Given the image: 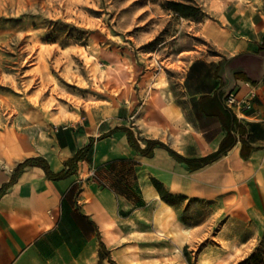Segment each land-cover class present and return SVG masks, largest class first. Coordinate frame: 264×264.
<instances>
[{"label":"crops","instance_id":"obj_1","mask_svg":"<svg viewBox=\"0 0 264 264\" xmlns=\"http://www.w3.org/2000/svg\"><path fill=\"white\" fill-rule=\"evenodd\" d=\"M204 28L214 52L188 60L181 77L184 101L169 108L181 116L178 142L172 136L167 144L155 126L140 125L137 133L113 107L93 104L56 125L49 142L15 143L8 149L0 164V187L28 157L42 156L58 172L90 144L66 177L52 179L42 168L26 166L3 190L0 264H144L147 234L168 235L177 218L176 200L161 198L151 178L185 202L264 190V0L243 6L226 25L213 22ZM229 93L242 102L243 112L226 107ZM224 122L235 144L196 169L161 146L153 147L151 156L141 154L124 130H112L129 127L141 147L140 138L157 139L194 158L218 149L229 127ZM239 138L252 147L246 159ZM164 243L167 248L168 240Z\"/></svg>","mask_w":264,"mask_h":264},{"label":"rangeland","instance_id":"obj_2","mask_svg":"<svg viewBox=\"0 0 264 264\" xmlns=\"http://www.w3.org/2000/svg\"><path fill=\"white\" fill-rule=\"evenodd\" d=\"M170 1L201 12L183 16ZM260 1L0 0V164L15 143L49 142L93 104L178 142L181 116L169 108L184 101L188 60L214 52L204 27ZM175 202L174 228L147 234L144 264H239L252 253L264 264V190Z\"/></svg>","mask_w":264,"mask_h":264},{"label":"trees","instance_id":"obj_3","mask_svg":"<svg viewBox=\"0 0 264 264\" xmlns=\"http://www.w3.org/2000/svg\"><path fill=\"white\" fill-rule=\"evenodd\" d=\"M172 9L176 12H179L181 15L186 17H195V12L199 10V8L191 3L188 2H181V1H170ZM225 125H227L226 122H224ZM229 126V125H227ZM122 129L126 132L128 143L138 152L141 154H144L146 156H151L153 152V147L155 146H161L165 148L170 155H172L176 160L183 163L187 168L189 169H196L199 167L204 166L207 163H210L214 160H216L221 154L225 153L229 148H231L236 141V137L232 134L230 126L228 127V131L226 135L221 139L220 145L218 149L214 152L208 153L204 155L203 157H184L178 152H176L173 148H170L167 144L163 143L160 140L157 139H148V138H140L142 141L145 142V146L141 147L138 139L136 138L133 130L126 126H116L112 130ZM240 132H242V129H239ZM92 141V138L90 139ZM241 142V149H240V155L243 159H246L249 156L250 151L252 150V147L243 139L239 138ZM90 150V144L87 145L83 149L77 150V152L71 156L70 158L66 159L64 161V168L58 172H53L47 160L42 156H34V157H28L24 159L22 162H19L13 169V173L11 175V178L9 182L3 183L0 187V194L3 192V190L12 183L15 179L17 174L26 166H38L43 169L46 176L52 179H58L63 178L75 171L77 162L83 158L84 152ZM151 181L157 191L159 192L161 198L168 202H172L176 200V196L173 194H169L160 184L157 180L154 178H151ZM256 254L252 253L249 255L246 259L241 261L239 264H255L256 263Z\"/></svg>","mask_w":264,"mask_h":264},{"label":"built area","instance_id":"obj_4","mask_svg":"<svg viewBox=\"0 0 264 264\" xmlns=\"http://www.w3.org/2000/svg\"><path fill=\"white\" fill-rule=\"evenodd\" d=\"M224 103L226 107L230 110H240L242 112L245 110V107H243L242 102H240L232 93H229L225 96ZM91 174L94 175L93 172Z\"/></svg>","mask_w":264,"mask_h":264}]
</instances>
